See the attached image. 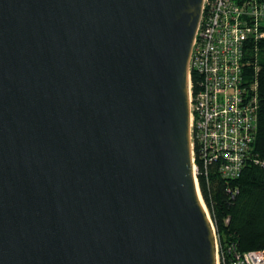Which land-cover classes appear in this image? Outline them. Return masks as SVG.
I'll list each match as a JSON object with an SVG mask.
<instances>
[{"label":"water","instance_id":"1","mask_svg":"<svg viewBox=\"0 0 264 264\" xmlns=\"http://www.w3.org/2000/svg\"><path fill=\"white\" fill-rule=\"evenodd\" d=\"M203 0H0V264H217L193 175Z\"/></svg>","mask_w":264,"mask_h":264},{"label":"built area","instance_id":"2","mask_svg":"<svg viewBox=\"0 0 264 264\" xmlns=\"http://www.w3.org/2000/svg\"><path fill=\"white\" fill-rule=\"evenodd\" d=\"M264 39V0H203L189 60V131L193 175L198 195L210 216L198 182V161L220 176L237 178L248 159L264 167V158L250 155L258 121V63ZM253 70L248 73L247 64ZM199 75L193 89L191 73ZM253 154V153H252ZM216 236V232H215ZM228 260L220 253L217 264H263L262 249L239 251L228 246Z\"/></svg>","mask_w":264,"mask_h":264},{"label":"trees","instance_id":"3","mask_svg":"<svg viewBox=\"0 0 264 264\" xmlns=\"http://www.w3.org/2000/svg\"><path fill=\"white\" fill-rule=\"evenodd\" d=\"M248 58L258 63L259 98L257 129L250 155L264 158V39L260 40L256 55L250 53ZM247 66L251 73L252 64ZM198 77L196 72L191 73L193 89L197 87ZM198 170L201 194L210 211L223 257L229 259L231 244L239 251L262 249L264 252V167L248 159L241 174L234 179L220 176L214 165H208L205 171L201 161H198Z\"/></svg>","mask_w":264,"mask_h":264},{"label":"bare ground","instance_id":"4","mask_svg":"<svg viewBox=\"0 0 264 264\" xmlns=\"http://www.w3.org/2000/svg\"><path fill=\"white\" fill-rule=\"evenodd\" d=\"M200 198V197H199ZM200 201H201V199H200ZM202 205H203V203H202ZM205 208V207H204ZM206 213H207V210H206Z\"/></svg>","mask_w":264,"mask_h":264},{"label":"rangeland","instance_id":"5","mask_svg":"<svg viewBox=\"0 0 264 264\" xmlns=\"http://www.w3.org/2000/svg\"><path fill=\"white\" fill-rule=\"evenodd\" d=\"M212 220V219H211ZM213 223V222H212ZM214 226V225H213ZM215 229V228H214Z\"/></svg>","mask_w":264,"mask_h":264}]
</instances>
